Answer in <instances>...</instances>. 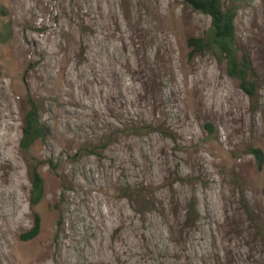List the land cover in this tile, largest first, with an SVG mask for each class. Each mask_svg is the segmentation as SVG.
I'll list each match as a JSON object with an SVG mask.
<instances>
[{"label": "rangeland", "instance_id": "rangeland-1", "mask_svg": "<svg viewBox=\"0 0 264 264\" xmlns=\"http://www.w3.org/2000/svg\"><path fill=\"white\" fill-rule=\"evenodd\" d=\"M234 4L252 99L183 0H0V264H264V0Z\"/></svg>", "mask_w": 264, "mask_h": 264}, {"label": "trees", "instance_id": "trees-1", "mask_svg": "<svg viewBox=\"0 0 264 264\" xmlns=\"http://www.w3.org/2000/svg\"><path fill=\"white\" fill-rule=\"evenodd\" d=\"M186 5L195 11H200L211 17V25L206 37L192 36L187 40L191 48L190 55L211 50L218 58H223L227 64L228 74L238 81L240 88L252 99L256 95L257 85L254 79V71L249 57L243 53L239 55L235 44L234 20L237 6L226 5L224 0H183ZM29 107L23 117L22 138L20 147L29 150L32 145L46 137V130L40 122L39 108L32 98H28ZM209 135L213 133V125L206 122ZM150 127L142 125L135 130L147 131ZM250 151L255 155L259 168L264 164V152L261 148L251 147ZM29 176L32 183V205L38 204L44 195V179L39 172L37 163H28ZM195 211L194 205L191 206ZM41 228L40 215L35 213L32 228L23 232V240L35 238Z\"/></svg>", "mask_w": 264, "mask_h": 264}]
</instances>
